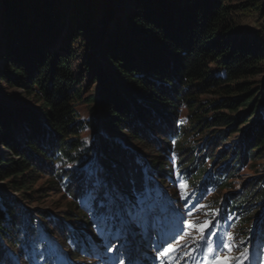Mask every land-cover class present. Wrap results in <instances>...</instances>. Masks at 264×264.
I'll return each instance as SVG.
<instances>
[{
	"label": "trees",
	"instance_id": "16d2710c",
	"mask_svg": "<svg viewBox=\"0 0 264 264\" xmlns=\"http://www.w3.org/2000/svg\"><path fill=\"white\" fill-rule=\"evenodd\" d=\"M127 1L122 23L100 46L103 62L85 57L76 74L73 59L83 55V43L97 39L95 0H0V82L39 104L0 105V141L13 157L0 158L2 264H52L43 230L73 258L86 255L94 208L90 202L86 213L80 201L91 192L88 172L97 155L111 170H123L116 179L129 202L143 196L145 169L165 188L167 181H185L196 199L232 188L243 168L256 169L264 158V82L256 81L264 48L238 36L228 0ZM86 76V86L100 83L96 99L81 97ZM203 97L216 100L206 108ZM80 105L90 109L87 121L79 118ZM85 129L94 131L88 142L80 140ZM41 177L47 192L66 202L60 219L28 208L38 202L29 192ZM263 204L264 177H258L223 199V218L246 238L254 217L264 229Z\"/></svg>",
	"mask_w": 264,
	"mask_h": 264
},
{
	"label": "rangeland",
	"instance_id": "374dc122",
	"mask_svg": "<svg viewBox=\"0 0 264 264\" xmlns=\"http://www.w3.org/2000/svg\"><path fill=\"white\" fill-rule=\"evenodd\" d=\"M81 1L85 2L86 0ZM95 2L99 4L96 10V19H94L96 27L94 35L97 39L91 40L89 43H83V55L79 56L80 58L73 59V63L76 64L73 70H75L76 74L82 70V62L85 57L88 58L90 56L94 60L98 59L103 62V52L100 46L106 41L107 35L113 31L112 27L114 24L122 23V12L130 5V2L127 0H95ZM228 3L235 9L236 22L238 23L235 31L238 30L236 31L238 36H243L250 41H256V45L260 44L264 48V0H228ZM256 7L257 9H255ZM70 9L66 10L65 13L67 15H69ZM69 24V19L66 17L65 23L60 28L61 36H64L68 32ZM262 69L263 72L256 78L257 82H264V65ZM87 76L84 78V87L80 91L81 97L86 99L89 95L93 94L94 99H96L95 96H100V83H98L99 85L95 83L86 86L89 80ZM201 100L203 107L207 108L216 99L213 97H203ZM0 105L11 109L20 105L39 109V104L33 98L27 97L22 90L7 89L3 82H0ZM76 110L79 118L83 121H87L91 117L90 109L84 105L76 106ZM239 113H242V111ZM220 131H222L221 128L219 130H210L204 136V140H208L212 135ZM93 133L94 131L85 129L81 132L80 140L85 142L90 141ZM240 135L241 133L239 132L227 138L226 142L217 151V156L226 146L233 147ZM56 157H59V155L57 154ZM0 158L3 160L13 158L1 141ZM145 162L147 163L146 160ZM64 163L59 161L58 165L60 166L61 164L63 166L65 165ZM215 163L216 159L213 164ZM125 164L129 165V162L125 161ZM256 165V169L243 168L239 176L235 177L232 188L221 192L205 194L201 199L192 200L190 202L191 207H187L188 200L184 201L188 194V187L187 183L183 181L175 185L177 188H173V185L167 182L168 191H175L174 193L181 196V202L177 204L169 203L167 197L168 191H157L155 193V189L154 191L151 190V196L148 198H145L144 194L141 198H135V201H131L132 204H136L139 199L146 200L145 206L149 209L146 215L150 216V220H145L141 223L139 234L135 237H128L127 239L122 237L117 240L115 234L110 233V230H107L108 232L96 230L89 236V249L87 250V255L84 257L78 259L72 258L70 252L63 248L60 243L56 242L51 235H48L45 230L41 233L40 241L47 243V253L55 255L52 264H119L121 259L124 261V264H128L129 260L132 261V264H223V259L228 256L232 258L231 264H239L240 261H243V264H264V229L259 227L261 217H254L251 220L252 228L247 236L248 239H246L241 232L242 227L230 218L223 219L221 205H211V200H209L210 198L212 200H221L223 195L227 194L228 196L230 193L247 189L254 179L264 177V158L256 161ZM67 167H70V165ZM75 167L77 166L75 165ZM80 170L84 173L83 168H80ZM89 171L88 187L91 192L87 198L80 201L82 210L86 213L89 212L90 205L93 204V198L96 194V189L93 185L97 175L108 186L118 188L120 192L121 184L116 178L117 175L119 176L120 173H123V170H119V168L113 171L108 165L103 164L101 155L95 157L94 166ZM145 173L147 172L145 171ZM152 178L155 182H158L155 176H152ZM147 180H145V187H149ZM0 186L5 187V182H0ZM32 192L35 193L33 197H37L38 202L28 205L30 210L40 209L48 211L53 218H61L60 215L65 210L66 202L61 201L60 195L47 192L46 177H41L34 184L29 193ZM202 199H205V203L200 204ZM262 208L264 213V204ZM93 223V227L97 228L96 225L102 223V220L94 217ZM209 223L214 224V227H210L205 233H201L200 227ZM222 242L231 245V251H227L222 247L219 251H216L217 245H221ZM110 246L113 249L111 252L108 251ZM181 246L183 247V252L178 251L173 253L168 251L169 248L179 249ZM157 249H162V251L158 254ZM174 256L177 258H173ZM218 256L220 257L219 260L217 259Z\"/></svg>",
	"mask_w": 264,
	"mask_h": 264
},
{
	"label": "snow or ice",
	"instance_id": "6c2138e0",
	"mask_svg": "<svg viewBox=\"0 0 264 264\" xmlns=\"http://www.w3.org/2000/svg\"><path fill=\"white\" fill-rule=\"evenodd\" d=\"M173 183L176 185L178 181H173ZM93 187L96 189V194L93 198V215L94 217H99L103 221L104 230H110L114 233L117 240L122 237L125 239L128 237H135L139 234L141 223L145 220H150V216L146 215L149 209L145 206V199H139L136 204L126 201L118 188L108 186L104 181L100 180L98 175ZM143 194L145 198L150 197L151 189L145 187L143 189ZM96 226L99 227V225ZM210 227H214V224L209 223L202 225L199 230L201 233H205ZM221 247L227 251H231V245L223 242L221 245H217L216 251H219ZM112 250L110 246L108 251L111 252ZM161 251L162 249H157L158 254ZM168 251L173 253L178 251L183 252V247L181 246L179 249L169 248ZM173 258L177 257L174 256ZM217 259L219 260L220 257L218 256ZM231 261L232 258L230 256L225 257L223 259V264H231ZM0 264H2V262H0ZM119 264H124V261L121 259ZM128 264H132V261L129 260ZM239 264H243V261H240Z\"/></svg>",
	"mask_w": 264,
	"mask_h": 264
}]
</instances>
